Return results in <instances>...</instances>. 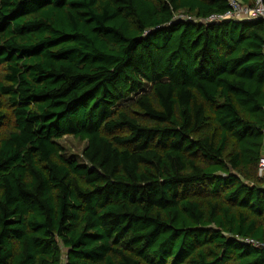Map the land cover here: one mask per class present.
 I'll return each mask as SVG.
<instances>
[{"label": "trees", "instance_id": "trees-1", "mask_svg": "<svg viewBox=\"0 0 264 264\" xmlns=\"http://www.w3.org/2000/svg\"><path fill=\"white\" fill-rule=\"evenodd\" d=\"M229 10L0 0V264H264V20Z\"/></svg>", "mask_w": 264, "mask_h": 264}, {"label": "built area", "instance_id": "built-area-1", "mask_svg": "<svg viewBox=\"0 0 264 264\" xmlns=\"http://www.w3.org/2000/svg\"><path fill=\"white\" fill-rule=\"evenodd\" d=\"M227 1L229 3L230 10L224 15L212 16L208 18L205 23L211 24L227 20H264V0H256L254 7L242 5L237 0ZM181 19L188 20L191 18L182 16ZM258 175L264 181V155L260 158L258 163ZM246 243L253 244L256 247L261 246V244L251 240H246Z\"/></svg>", "mask_w": 264, "mask_h": 264}, {"label": "rangeland", "instance_id": "rangeland-1", "mask_svg": "<svg viewBox=\"0 0 264 264\" xmlns=\"http://www.w3.org/2000/svg\"><path fill=\"white\" fill-rule=\"evenodd\" d=\"M61 143L68 149L71 154H81L85 147V143H81L71 137H67Z\"/></svg>", "mask_w": 264, "mask_h": 264}]
</instances>
